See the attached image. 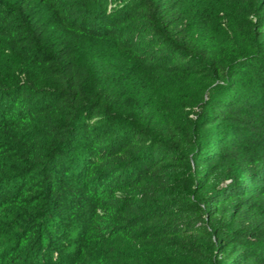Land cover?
Returning <instances> with one entry per match:
<instances>
[{"label": "trees", "instance_id": "obj_1", "mask_svg": "<svg viewBox=\"0 0 264 264\" xmlns=\"http://www.w3.org/2000/svg\"><path fill=\"white\" fill-rule=\"evenodd\" d=\"M0 264H264V0H0Z\"/></svg>", "mask_w": 264, "mask_h": 264}]
</instances>
